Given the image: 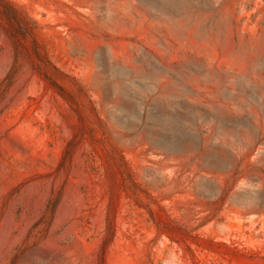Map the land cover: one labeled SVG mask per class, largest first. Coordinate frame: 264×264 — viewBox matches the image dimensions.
<instances>
[{"label": "rangeland", "instance_id": "obj_1", "mask_svg": "<svg viewBox=\"0 0 264 264\" xmlns=\"http://www.w3.org/2000/svg\"><path fill=\"white\" fill-rule=\"evenodd\" d=\"M0 264H264V0H0Z\"/></svg>", "mask_w": 264, "mask_h": 264}, {"label": "bare ground", "instance_id": "obj_2", "mask_svg": "<svg viewBox=\"0 0 264 264\" xmlns=\"http://www.w3.org/2000/svg\"><path fill=\"white\" fill-rule=\"evenodd\" d=\"M236 120V119H235ZM240 120V119H239ZM246 120V119H245ZM238 121V120H237ZM163 122V121H162ZM166 122V121H165ZM167 122H168V120H167ZM164 124V123H163ZM165 125V124H164ZM173 145V144H172ZM170 147H171V145H170Z\"/></svg>", "mask_w": 264, "mask_h": 264}]
</instances>
